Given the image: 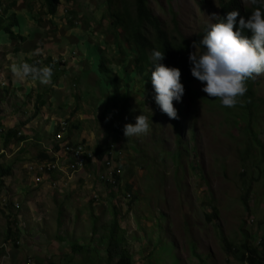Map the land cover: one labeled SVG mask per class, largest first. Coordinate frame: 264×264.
<instances>
[{
  "label": "rangeland",
  "instance_id": "374dc122",
  "mask_svg": "<svg viewBox=\"0 0 264 264\" xmlns=\"http://www.w3.org/2000/svg\"><path fill=\"white\" fill-rule=\"evenodd\" d=\"M217 1L149 0V5L168 37L177 40L181 37L190 42L204 25L212 22L210 17L217 15ZM239 1L248 3V0ZM43 9L44 0H17L16 6L6 15L0 8L3 20L11 15L18 19L19 24L13 32L26 39L21 42L0 34V128H18L21 123L25 125L20 130L29 135L28 142L22 146L26 149L24 154L18 152L21 146L14 143L11 149L17 153L11 156L12 160L0 157V164L7 163L8 167L15 164L9 182L4 181L7 185L0 193V208L8 200L21 203L25 206L21 212L25 219L22 228L26 226L20 240L22 251L14 254L10 251L12 259L5 260L4 264H21L27 258H31L32 264L82 261L84 251L75 255L70 247V242L79 238H83L79 243L82 249L90 253L88 262L106 264L107 245L102 239L107 231L104 226H109L112 220L111 203L115 198L110 197L108 187L95 181L97 172L86 170L80 177L75 174L77 179L69 181L57 192L49 182L31 189L20 166L37 160L40 149H51L54 143L46 133L53 131L56 119L71 118L80 123L81 130H85V144L91 148L96 144L104 145V140L98 138L102 135L99 128H104L106 122L100 114L105 110L107 98L102 87L91 84L93 74L90 73L91 59H87V51L88 47L96 46L114 69L118 67L116 58L122 55L113 45L112 34L106 31L107 20L102 19L104 0L60 1L53 16L42 15ZM69 12L76 15V28L68 26V17H72L68 16ZM15 47L20 49L15 51ZM124 47L127 48V44ZM48 58L58 64L57 71L61 73L54 84L41 85L30 78H21L11 70L21 60H36L44 67ZM136 79L131 84V109L140 104L147 105L149 101L156 105L154 98H146L147 87L153 89L152 83L146 85V81ZM254 83V99L261 111L257 123L260 132L257 139L261 146H251V159L245 163L242 159L247 146L244 125L234 127L231 121H237L236 113L229 120L227 116L235 109L225 108L220 102L213 106L194 100L189 110L196 108L198 112L194 127L196 139L182 140L184 144L180 148L173 141L172 129L167 132L171 140L162 143H157L156 135L151 131L137 137L138 141L134 137L127 139L124 131L110 133L109 142L114 151L120 153L117 158L124 159L118 165L124 164V180L132 185L131 193L135 196L128 206L123 192L114 190L118 193V241L129 254L131 264H245L236 255L229 254L226 246L230 245L232 251L239 249L245 241L258 246L257 241L264 236V73L255 76ZM39 94L46 104L34 116ZM179 103L173 101L180 114L182 106ZM106 106L109 108L105 117L109 118L116 110L113 103ZM76 108L81 110L75 112ZM154 109L168 118L159 107ZM141 110L146 112L147 106ZM143 114L149 115L153 123L151 112ZM129 115L134 120L139 116L138 113ZM111 124L116 125L118 121L112 120ZM163 126L165 124L154 123L150 129L157 132ZM192 126L191 117L190 128ZM121 138L122 144H117ZM1 140L0 133V149ZM261 151L263 157L259 154ZM21 156L24 162H21ZM14 176L21 182L15 181ZM81 178L84 187L80 192H74L77 188L68 185H76ZM69 192H72L71 197ZM93 196L98 197V205L90 204ZM62 211H65L66 224L58 229L55 221ZM209 214L212 215L210 221L206 218ZM17 218L16 210L6 215L0 209V243L5 233L14 228ZM94 218L99 219L95 222ZM93 228L95 232H92Z\"/></svg>",
  "mask_w": 264,
  "mask_h": 264
},
{
  "label": "clouds",
  "instance_id": "9594fccd",
  "mask_svg": "<svg viewBox=\"0 0 264 264\" xmlns=\"http://www.w3.org/2000/svg\"><path fill=\"white\" fill-rule=\"evenodd\" d=\"M237 1L241 9L230 11L226 16H217L219 7L215 10L217 15L213 14L210 17L212 22L208 25H204L199 32L200 40L198 44L194 42V38L190 42H188L187 39L184 40L190 45L191 49L185 54L183 62L176 65L179 69L165 66L162 63L165 59L164 52L156 49L151 51L150 59L152 68L149 85L152 83L155 95L152 93V86L147 87L145 85L149 90V94L146 98L148 97V100L154 98L156 105H152L149 101L147 105H144V107L147 106V111H144V113L151 112V115L153 114V116H151L153 123L152 120H149L150 118H148V116L140 112L138 113L140 115L135 118L134 124L129 122L126 123L124 116L120 118L121 120H118V117L115 119L114 115H110L109 119L105 117V115H107L105 104V110L100 116L104 117L102 121H106L107 124L104 122V128H99L102 135L98 138L103 139L105 143L104 145H93L94 147L91 148V145L85 144V136H83L85 130H81L82 128L77 130L73 127L78 124L77 121H72L71 118L67 120L56 119L57 121L54 122L52 128L53 131L51 133H46V137L52 138V144L54 143L51 149H40L37 160L20 166V168L25 171V176L28 179V186L31 187V189H38L42 186V182H49L50 186L59 192L69 181L72 182L77 179L75 174H78L77 176L80 177L81 175H85L84 172L86 170H91L96 171L98 174L95 177V181L110 189L109 194L112 199L115 198V205L118 193H115L114 190L119 193L123 192L125 201L127 200L126 204H128L131 199V192L128 193L124 190L125 180L123 179L120 181L123 176L122 169L124 164L121 166L118 165L120 162L124 161V159L117 158L120 157L119 151H112L114 150V146L109 142L110 133L112 131L119 133L124 131V136L127 139L147 135L148 132L151 131L154 135L157 133V143H162L171 140L167 132L172 129V136L175 139L173 140L174 142L177 141L176 139L178 137V142L182 140L189 142L192 138L196 139L194 127L198 120L197 109L193 108V110L197 112L196 115H193V110H189L192 105L187 99L189 90L206 93L208 97L218 98L223 107L234 108L239 98L243 97L247 92V81L264 73V0H248V3ZM250 2L254 6V10L249 16L243 15L242 9L249 7ZM218 5L219 0L217 1V6ZM248 32L251 33L250 36L246 34ZM182 40L183 39L180 37L179 41ZM37 63L39 64V61H37ZM11 70L21 78H30L31 81L39 82L41 85H50L53 82L52 78L54 71L51 65L37 67L21 60L19 63L14 64ZM173 101L177 103L180 102L178 104L182 106L180 114L174 107ZM43 103L45 106V100H43ZM36 105L37 103L35 102L33 109L34 116H37L44 107L42 106L40 112L35 114ZM155 106L159 107L162 114L164 113L168 118L157 112L154 109ZM78 110L80 111L81 108H76L75 112H78ZM185 110H187V112ZM129 113L132 114L137 112L134 109L130 110ZM191 117L193 126L190 128ZM112 120L118 121V124L112 125ZM154 123L165 124V126L157 129V132H155L150 129ZM20 125H18V128L14 127L6 130L0 128V133L2 134L1 142L3 144L0 149V157H8V161L12 160L11 156L17 153L14 152V154H12L10 152L12 151L11 146L14 143L21 146L18 149L20 154L26 152V149H22V146L24 143L28 142L29 135L24 130H20L25 124L22 125L20 123ZM58 129L59 132L56 134V130ZM10 130L15 131V134L12 135L4 145L6 134ZM15 135L17 138L24 139L22 141H17ZM119 143L122 144V138L117 142V144ZM98 145H101V148L105 151L102 158H98L95 153V148ZM40 153L46 155L48 158L41 159ZM21 162H24L23 156H21ZM0 165L4 168L8 167L7 163H5V165ZM14 166L15 164L11 167V172L8 175L0 174V193L5 187L2 184H5L4 181H8L12 171L14 172ZM12 178L17 182H21L15 176ZM13 185L16 186V184ZM76 185L78 191H80L84 187L83 178L79 179ZM91 201L90 204L92 205H96L97 202L99 203L97 196H93ZM21 206V203L18 201L16 203L13 202V200H8L0 208L5 211L6 215L12 214L16 210L18 217L14 228L9 232L12 234L11 237L7 236L8 232L5 233V237L0 243V264H4L5 260L10 261L11 253L22 251L20 240L24 237L26 226L22 228V224H24L22 221L25 219L21 215ZM111 206L113 207L112 203ZM65 217V211H62L56 218L55 226L58 229L66 224ZM94 219L96 222L99 218ZM34 220L35 216L32 217L33 222ZM58 220L60 224L57 223ZM104 227H106V225ZM94 230L95 228H93V231ZM56 238L59 239L58 237ZM82 239L83 238L73 240L70 242V247L73 243L81 247L79 243ZM83 251L86 250L82 249L81 252ZM32 263L31 258H27L21 264Z\"/></svg>",
  "mask_w": 264,
  "mask_h": 264
},
{
  "label": "trees",
  "instance_id": "16d2710c",
  "mask_svg": "<svg viewBox=\"0 0 264 264\" xmlns=\"http://www.w3.org/2000/svg\"><path fill=\"white\" fill-rule=\"evenodd\" d=\"M8 3L4 4L0 1V8H3V14L6 15L11 8H14L17 4V0H6ZM69 2L72 0H44V8L42 15L53 16L55 15L59 2ZM105 11L102 15V19L107 20V32L111 33L113 36V45L118 48V52L122 55L121 58H116L117 69L110 68L106 59H104L103 52L98 50L96 46L88 47V57L91 59V70L90 73L93 75L91 84L94 87H102V91L105 94L106 105L113 103L116 110L114 117H118L121 120L124 116L126 123H135L133 116L129 115L130 110H132L131 100V84L134 79L139 77L140 81H146L149 85L151 80V59L150 54L153 49L160 50L165 53V59L162 63L168 67H176L177 64L183 62L185 54L191 49L190 45L182 40L179 41L175 38L168 37L167 33L160 28L157 18L153 15V11L149 5V0H104ZM249 7L242 9V14L249 16L254 10V6L249 3ZM219 10L217 11V16H226V14L233 10H240L241 6L237 0H219ZM74 12H69L68 16V26L69 28H76L77 19ZM241 15V14H240ZM241 15V16H243ZM214 22V21H213ZM19 24L18 19L14 15L3 20L0 17V34H4L11 40H21L25 42L26 39L15 35L13 28L17 27ZM149 26V27H148ZM251 35L250 32L246 33ZM200 40V34L194 37V42L198 44ZM127 44V48L124 47ZM20 48L15 47V51ZM46 66H53L54 75L52 78V84L56 83L60 78L61 73L57 71L58 64L53 63L50 58L47 59ZM28 64L33 63L37 67L40 66L36 60L28 61ZM178 68V67H176ZM179 69V68H178ZM118 72L116 73L115 72ZM134 72V73H133ZM83 74L84 71H82ZM76 84V80L73 81ZM254 77L247 81V92L246 94L239 98L237 105L234 107V111L227 116V120L233 117V113H236L237 121H231L234 127L238 128V125L243 124V131L246 134V152L242 155L244 163L251 159V146L254 145L261 146V141L257 139L260 136V132L257 129V123L260 121L261 111L256 104L257 99H254L253 88L255 87ZM45 93H49L46 91ZM187 99L190 103L194 100H199L203 103L208 102L210 105L217 104L220 102L218 98L208 97L207 94L198 91L189 90L187 94ZM37 105L35 108V114L40 112V108L44 106L43 98L41 95L38 96L36 101ZM121 103V104H119ZM111 107V106H110ZM144 107L143 104L134 107L137 113L143 114L144 111L141 109ZM109 107L106 106V110ZM221 109V107H220ZM193 115H196V110H193ZM106 114V113H105ZM140 115V114H138ZM127 118H126V117ZM149 116V115H148ZM242 122V123H240ZM75 129L80 130V124L73 126ZM155 131V129H151ZM15 131H8L6 134L5 143L8 142L9 138L14 135ZM59 129L56 130V134ZM157 135V133H156ZM179 135V134H178ZM16 137V135H15ZM138 141L137 137H134ZM17 141H22L24 138H17ZM193 139V138H192ZM177 147H183L179 141V137L176 139ZM58 148V147H57ZM134 148V147H133ZM59 149V148H58ZM112 150V149H111ZM115 152L114 150H112ZM95 153L98 158H102L105 151L101 148V145L96 146ZM260 156L263 157L262 151L259 152ZM41 159L48 158L46 155L40 153ZM251 164V163H249ZM148 165V164H147ZM1 175H8L11 172V167H1ZM244 174V172H243ZM242 174V175H243ZM124 177L122 176L120 181ZM2 184V183H1ZM124 190L128 193L132 190V185L128 182H124ZM131 193V199L129 204L135 200V196ZM128 204V206H129ZM112 220L109 226L104 227L107 229L106 236L102 239L107 245L106 251V264H131L130 256L118 241L119 236V222L117 218V209L115 203H112ZM211 214L207 215L206 218L210 221ZM213 216L217 218V215L213 213ZM60 224V221H57ZM10 229L8 230V237H11ZM95 232V230L93 231ZM122 239V244H123ZM259 246H251L247 241L243 242L239 249L231 250L230 245L226 246V251L232 256L236 255L238 260L245 264H264V236L262 240L257 241ZM72 251L75 255L81 253L82 247H78L76 243L71 245ZM84 258L82 261H73L72 264H91L87 261V256L89 252L86 250L83 252ZM84 260V261H83ZM83 262V263H81Z\"/></svg>",
  "mask_w": 264,
  "mask_h": 264
},
{
  "label": "crops",
  "instance_id": "0c3cea01",
  "mask_svg": "<svg viewBox=\"0 0 264 264\" xmlns=\"http://www.w3.org/2000/svg\"><path fill=\"white\" fill-rule=\"evenodd\" d=\"M67 97H68V96H67ZM68 99H69V98H68ZM6 128H7V127H5L4 129H6ZM13 128H14V127H13ZM10 152H11L12 154H14V152H12V151H10ZM10 152H9V153H10ZM12 154H11V155H12ZM2 185H3V186H6L7 183L2 184ZM68 186H72V188H74V189L77 188L76 191H74V189H73L74 192H80V191H78V187H77V185L70 184V185H68ZM69 193H70V196H69V197H71L72 192H69ZM77 200H79V199H77ZM22 206H23V205H22ZM22 206H21V207H22ZM23 207H25V206H23ZM66 207H67V206H66ZM22 211H23V209H22ZM33 250H34V252L38 253V251H37L36 248H33ZM15 252H17V251H15ZM15 252H14V253H15ZM14 253H13V254H14ZM11 259H12V256H11ZM11 259H10V260H11Z\"/></svg>",
  "mask_w": 264,
  "mask_h": 264
}]
</instances>
